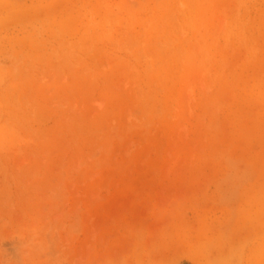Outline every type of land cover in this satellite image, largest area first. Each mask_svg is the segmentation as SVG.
I'll return each mask as SVG.
<instances>
[{"label": "rangeland", "instance_id": "obj_1", "mask_svg": "<svg viewBox=\"0 0 264 264\" xmlns=\"http://www.w3.org/2000/svg\"><path fill=\"white\" fill-rule=\"evenodd\" d=\"M0 264H264V0H0Z\"/></svg>", "mask_w": 264, "mask_h": 264}]
</instances>
